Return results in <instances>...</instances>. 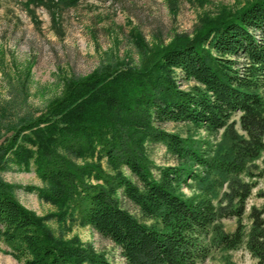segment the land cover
Listing matches in <instances>:
<instances>
[{
    "label": "trees",
    "instance_id": "16d2710c",
    "mask_svg": "<svg viewBox=\"0 0 264 264\" xmlns=\"http://www.w3.org/2000/svg\"><path fill=\"white\" fill-rule=\"evenodd\" d=\"M135 40V60L66 78L43 110L28 104L27 75L0 97V242L19 264H112L65 237L75 215L118 248L122 264H198L241 247L264 264V205L246 214L264 153V0L204 15L168 43ZM168 123L221 138L181 137ZM154 145L174 164L153 165ZM30 164L42 186L25 190L54 208L45 219L1 175Z\"/></svg>",
    "mask_w": 264,
    "mask_h": 264
},
{
    "label": "rangeland",
    "instance_id": "374dc122",
    "mask_svg": "<svg viewBox=\"0 0 264 264\" xmlns=\"http://www.w3.org/2000/svg\"><path fill=\"white\" fill-rule=\"evenodd\" d=\"M250 0H82L74 6L60 2L29 3L28 0H0V97L5 98L8 87L17 85L28 76V104L36 111L43 110L49 101L58 97L66 78L85 76L102 62L111 59L128 61L136 59L133 43L143 37L149 44L168 43L174 35H189L200 17L217 15L223 8L235 9ZM54 3V4H53ZM186 89V86L182 87ZM237 122V117L233 118ZM164 128L181 137L211 144L219 141L204 131H195L189 125L168 123ZM238 126L236 125V129ZM148 158L156 167L174 164L164 146L148 147ZM258 170L252 195L247 201L250 207L264 205V153L255 162ZM102 165L105 167L104 161ZM127 177L130 174L124 171ZM5 182L19 186L16 197L20 204L44 219L54 208L39 199L36 190L40 180L30 164L26 171L11 167L2 174ZM181 191L189 196L186 188ZM122 207L135 217L137 210L125 199ZM67 222L65 237L77 238L90 245L112 264H122L119 250L89 226ZM57 233L56 223L46 221ZM246 224V220H244ZM225 231L233 230L235 222L224 221ZM0 264H19L9 254V248L0 242ZM198 264H256L244 247L231 252L212 253Z\"/></svg>",
    "mask_w": 264,
    "mask_h": 264
}]
</instances>
